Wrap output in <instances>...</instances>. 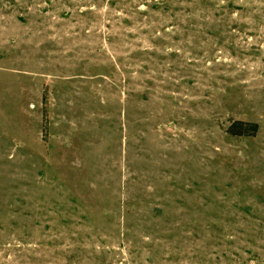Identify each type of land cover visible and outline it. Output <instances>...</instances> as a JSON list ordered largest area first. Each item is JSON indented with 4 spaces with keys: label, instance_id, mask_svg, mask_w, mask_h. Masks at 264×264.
Listing matches in <instances>:
<instances>
[{
    "label": "rangeland",
    "instance_id": "1",
    "mask_svg": "<svg viewBox=\"0 0 264 264\" xmlns=\"http://www.w3.org/2000/svg\"><path fill=\"white\" fill-rule=\"evenodd\" d=\"M0 264H264V0H0Z\"/></svg>",
    "mask_w": 264,
    "mask_h": 264
},
{
    "label": "trees",
    "instance_id": "2",
    "mask_svg": "<svg viewBox=\"0 0 264 264\" xmlns=\"http://www.w3.org/2000/svg\"><path fill=\"white\" fill-rule=\"evenodd\" d=\"M258 125L255 122L234 120L227 128V132L231 135L253 136L256 134Z\"/></svg>",
    "mask_w": 264,
    "mask_h": 264
}]
</instances>
